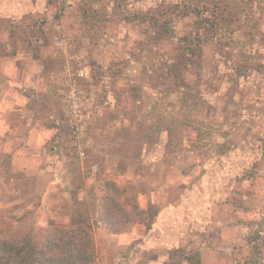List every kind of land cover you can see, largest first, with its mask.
<instances>
[{"label": "rangeland", "instance_id": "rangeland-1", "mask_svg": "<svg viewBox=\"0 0 264 264\" xmlns=\"http://www.w3.org/2000/svg\"><path fill=\"white\" fill-rule=\"evenodd\" d=\"M83 1L101 15L93 30L75 12ZM156 2L0 0V239L42 242L53 227L83 225L92 264H166L164 251L178 247L198 251L202 264L264 261L246 246L249 234L264 237V0H244L250 16L237 13L203 46L204 103L187 119L177 95L150 78L176 39L140 45L133 20ZM26 17L46 19L35 50L21 32L10 36ZM191 23H177L178 33ZM251 36L261 70L246 77L233 68ZM152 107L159 119L146 136ZM99 178L147 224L106 232L96 221Z\"/></svg>", "mask_w": 264, "mask_h": 264}, {"label": "trees", "instance_id": "trees-1", "mask_svg": "<svg viewBox=\"0 0 264 264\" xmlns=\"http://www.w3.org/2000/svg\"><path fill=\"white\" fill-rule=\"evenodd\" d=\"M243 1H235V8H233L230 0H157L152 8L134 13L133 20L139 23L140 33L146 39L140 42V45H151L154 49V46L159 43L173 37L176 39L172 52L159 61L158 65L152 64L153 76L150 78L163 85L170 94L177 95L179 103L177 109L181 112L182 118L187 119L184 111L188 114L199 110L200 105L204 103V94L200 89V83L204 78L203 46L225 27L232 26L237 13L243 14L245 18L250 16L244 10ZM49 4L52 2L49 1ZM77 5L75 12H78L80 24L90 30L98 27L99 21L102 20L99 11L85 1ZM28 19L31 17L24 18L19 24L11 23L10 36L12 39L16 31L21 32L22 42L35 50L36 46H33L32 41L37 42L38 38H42V26L46 23V19L35 23H28ZM189 19L192 20V30H180L178 33L176 24ZM37 24L40 26L38 27ZM239 31L240 29L235 30V32ZM247 35L250 36V32ZM257 37L264 41L263 36L257 35ZM248 41L245 52L242 54L244 60L233 68L237 74L246 77L253 71L261 70V66L254 64L249 58L257 50L252 44L255 42L252 36ZM215 43L222 49L229 46L221 38H216ZM114 64L117 63H112L110 68ZM43 65L46 67V63ZM190 77L193 79L192 84H190ZM213 79L214 76H211L204 84L212 86ZM153 86L156 85L153 84ZM154 112L155 109L152 107L144 116L145 120L150 119L149 130L145 132L146 136L155 128L154 123L158 117ZM177 123L179 121L175 120L173 124ZM174 125L172 130L175 128ZM46 126L52 127L51 124ZM197 131L201 135L200 130ZM225 149L228 147L222 148V150ZM260 154L264 157V140L261 142ZM100 181L99 189L102 195L98 203L96 221L106 232L119 235L123 234L130 225L147 224L145 212L135 203L124 202L123 190L114 181L110 179H100ZM246 242L251 254L261 255V258H264V237H260L258 233H251L247 236ZM164 253L167 257L166 264H202L198 251L178 247L165 250ZM93 262V238L87 227L83 225L68 228L53 227L42 242L0 239V264H92ZM258 264H264V261Z\"/></svg>", "mask_w": 264, "mask_h": 264}]
</instances>
